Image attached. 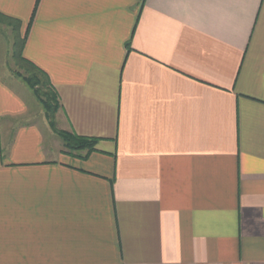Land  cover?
<instances>
[{"label": "crops", "instance_id": "crops-1", "mask_svg": "<svg viewBox=\"0 0 264 264\" xmlns=\"http://www.w3.org/2000/svg\"><path fill=\"white\" fill-rule=\"evenodd\" d=\"M36 2L0 13L98 141L0 74V264H264V0Z\"/></svg>", "mask_w": 264, "mask_h": 264}, {"label": "trees", "instance_id": "trees-1", "mask_svg": "<svg viewBox=\"0 0 264 264\" xmlns=\"http://www.w3.org/2000/svg\"><path fill=\"white\" fill-rule=\"evenodd\" d=\"M0 22L8 26H13H11L14 36L11 57L15 65L20 69V71L15 70L13 74L20 78L32 92L33 96L42 107L50 128L60 137L66 149L70 152H85L83 155V157H85L90 151L95 149L98 138L78 135L56 128L54 116L59 108L58 95L51 86L46 73L23 56L22 51L26 41L27 31L21 36L18 31L20 25L19 21L1 13Z\"/></svg>", "mask_w": 264, "mask_h": 264}, {"label": "rangeland", "instance_id": "rangeland-1", "mask_svg": "<svg viewBox=\"0 0 264 264\" xmlns=\"http://www.w3.org/2000/svg\"><path fill=\"white\" fill-rule=\"evenodd\" d=\"M13 40L12 29L0 22V74L5 75L6 78L14 75L13 72L15 70L20 71L11 57Z\"/></svg>", "mask_w": 264, "mask_h": 264}]
</instances>
